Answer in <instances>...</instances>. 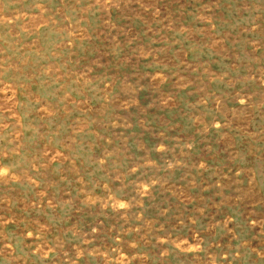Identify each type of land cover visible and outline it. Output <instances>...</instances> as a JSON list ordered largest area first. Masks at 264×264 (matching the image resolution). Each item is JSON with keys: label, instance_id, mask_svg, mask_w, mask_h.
Masks as SVG:
<instances>
[{"label": "rangeland", "instance_id": "rangeland-1", "mask_svg": "<svg viewBox=\"0 0 264 264\" xmlns=\"http://www.w3.org/2000/svg\"><path fill=\"white\" fill-rule=\"evenodd\" d=\"M0 264H264V0H0Z\"/></svg>", "mask_w": 264, "mask_h": 264}]
</instances>
